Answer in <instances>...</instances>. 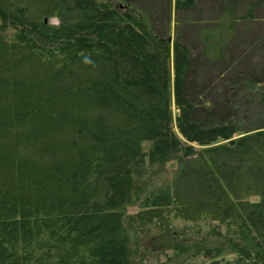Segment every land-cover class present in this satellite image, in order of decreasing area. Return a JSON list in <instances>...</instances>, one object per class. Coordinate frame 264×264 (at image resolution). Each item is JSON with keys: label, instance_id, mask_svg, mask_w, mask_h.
Returning a JSON list of instances; mask_svg holds the SVG:
<instances>
[{"label": "trees", "instance_id": "1", "mask_svg": "<svg viewBox=\"0 0 264 264\" xmlns=\"http://www.w3.org/2000/svg\"><path fill=\"white\" fill-rule=\"evenodd\" d=\"M130 5L0 0V264H135L157 229L172 264H264V86L262 124L198 119L189 46ZM225 29L202 31L211 55Z\"/></svg>", "mask_w": 264, "mask_h": 264}, {"label": "rangeland", "instance_id": "2", "mask_svg": "<svg viewBox=\"0 0 264 264\" xmlns=\"http://www.w3.org/2000/svg\"><path fill=\"white\" fill-rule=\"evenodd\" d=\"M106 1L116 6H123L125 2L131 4L135 13L141 12L150 17L154 30L160 35H169L171 40L178 35L189 46L192 65L185 78L186 96L196 105L198 119L210 121L235 118L241 130L262 124L263 110L254 101L251 92L264 86V0H196L193 7L179 11L174 8V0ZM249 2L256 3L251 12L247 10ZM235 20L237 22L233 24ZM220 22L226 27L222 30L226 36V47L221 57H218L211 55L205 41H202L201 33L217 28ZM49 23L55 25L58 22L51 18ZM172 111L175 113L173 105ZM191 144L198 149L196 143ZM176 167V161L173 160L165 164L166 171L156 175L152 181L159 183L171 179ZM139 208V203H136L128 207L126 213L131 215ZM197 225L200 226L196 224L195 227ZM184 226L182 223L177 224L179 230ZM203 230L204 234L208 227ZM186 231L181 236L185 238V235H191L193 240H181V247L193 246L196 238L203 236L201 233L192 234L191 230ZM153 234L159 235L160 230H148V234L145 230L144 241L140 245L142 249L147 247L149 250L140 252L134 260L135 264H169L172 261L167 255L172 260L177 259L174 246L165 250L152 245ZM206 241L212 243L213 239L206 238ZM191 248L188 247V250ZM203 260L208 261L209 257L205 256L200 261L198 256H194L186 263L202 264Z\"/></svg>", "mask_w": 264, "mask_h": 264}]
</instances>
